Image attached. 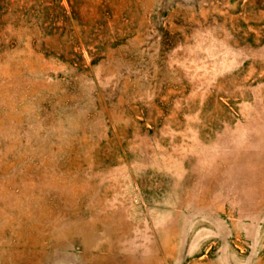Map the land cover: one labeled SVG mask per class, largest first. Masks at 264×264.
Instances as JSON below:
<instances>
[{"label": "rangeland", "instance_id": "obj_1", "mask_svg": "<svg viewBox=\"0 0 264 264\" xmlns=\"http://www.w3.org/2000/svg\"><path fill=\"white\" fill-rule=\"evenodd\" d=\"M0 264H264V0H0Z\"/></svg>", "mask_w": 264, "mask_h": 264}]
</instances>
